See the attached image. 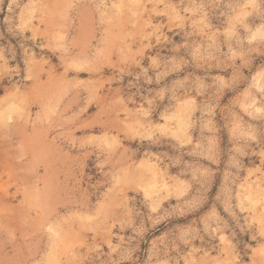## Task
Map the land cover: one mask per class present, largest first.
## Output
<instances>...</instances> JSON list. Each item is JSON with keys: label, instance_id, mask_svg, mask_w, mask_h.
Masks as SVG:
<instances>
[{"label": "rangeland", "instance_id": "obj_1", "mask_svg": "<svg viewBox=\"0 0 264 264\" xmlns=\"http://www.w3.org/2000/svg\"><path fill=\"white\" fill-rule=\"evenodd\" d=\"M0 264H264V0H0Z\"/></svg>", "mask_w": 264, "mask_h": 264}]
</instances>
